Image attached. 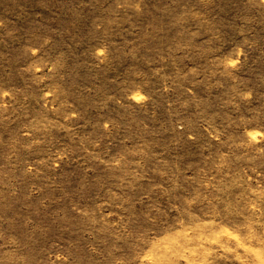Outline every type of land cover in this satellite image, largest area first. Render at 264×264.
Wrapping results in <instances>:
<instances>
[{"label":"rangeland","instance_id":"1","mask_svg":"<svg viewBox=\"0 0 264 264\" xmlns=\"http://www.w3.org/2000/svg\"><path fill=\"white\" fill-rule=\"evenodd\" d=\"M0 264H264V0H0Z\"/></svg>","mask_w":264,"mask_h":264}]
</instances>
